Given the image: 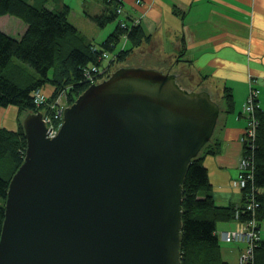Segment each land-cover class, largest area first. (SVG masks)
I'll list each match as a JSON object with an SVG mask.
<instances>
[{
    "label": "water",
    "instance_id": "95a60500",
    "mask_svg": "<svg viewBox=\"0 0 264 264\" xmlns=\"http://www.w3.org/2000/svg\"><path fill=\"white\" fill-rule=\"evenodd\" d=\"M219 114L210 91L130 59L64 109L56 135L28 112L0 264H182L184 182Z\"/></svg>",
    "mask_w": 264,
    "mask_h": 264
},
{
    "label": "trees",
    "instance_id": "16d2710c",
    "mask_svg": "<svg viewBox=\"0 0 264 264\" xmlns=\"http://www.w3.org/2000/svg\"><path fill=\"white\" fill-rule=\"evenodd\" d=\"M98 1L103 5L102 9L89 14L96 24L105 27L118 20L114 29L101 42L91 41L79 27L69 21L68 4L56 9L32 0H0V16L14 15L26 24L19 38L0 28V109L15 105L28 108L29 112L42 111L44 107L35 101V92L50 84L55 87L52 95L54 98L61 91L59 85L62 81H58L59 77L71 83L72 91L77 93L76 98L90 84L89 75L102 69L105 58H111L123 36L129 38L132 47L146 39L142 26L132 25L133 20L124 17L123 12L119 11L124 4L123 0ZM120 50L123 53L128 48H118L117 51ZM121 53L118 58H121ZM53 69L55 77L50 74ZM97 77L100 75L97 74ZM233 107L234 99L228 95V111ZM255 115V135L245 140L243 154V157L249 159L252 171V177L243 192H252L254 189L255 201L258 203L255 213L244 210L245 195L239 207H222L215 203L208 169L203 156L199 154L190 163L184 182L182 264H230L222 255L216 232L217 221L236 217L237 212H240V220H249L255 216L259 227L264 218V112L258 105ZM26 147L24 128L18 132L0 128V163H11L14 166L8 174L0 169V236L9 181L23 162ZM240 264H264V240L260 239L254 245L253 259Z\"/></svg>",
    "mask_w": 264,
    "mask_h": 264
},
{
    "label": "crops",
    "instance_id": "0c3cea01",
    "mask_svg": "<svg viewBox=\"0 0 264 264\" xmlns=\"http://www.w3.org/2000/svg\"><path fill=\"white\" fill-rule=\"evenodd\" d=\"M122 15L139 18L146 39L141 52L178 81L197 78L194 90L210 91L220 114L210 141L200 152L218 206H241L244 192L234 181L241 170L248 118L244 111L252 88L259 89L264 112V0H123ZM98 3L99 12L103 5ZM113 30V29H112ZM187 64L189 77L180 66ZM192 89V88H191ZM234 99L228 111L227 96ZM10 107V106H8ZM216 224L222 255L240 264L245 242H227L222 234L242 225L238 217ZM264 240V218L259 226Z\"/></svg>",
    "mask_w": 264,
    "mask_h": 264
},
{
    "label": "rangeland",
    "instance_id": "374dc122",
    "mask_svg": "<svg viewBox=\"0 0 264 264\" xmlns=\"http://www.w3.org/2000/svg\"><path fill=\"white\" fill-rule=\"evenodd\" d=\"M33 2L37 4H45L48 5L52 8H60L63 7L65 4H68L70 7V13L68 15L69 21L74 23L79 29L86 34L88 38L91 39V41L94 42H101L103 41L107 35L114 29L116 26L117 21L109 23L105 27H101L98 24H96L91 18L89 14L96 13L98 11V0H32ZM123 20H126L125 18H121ZM137 22V25H140L141 20L139 18H134L132 21V25ZM0 28L5 30L6 32L12 34L13 36L19 38L25 31L26 29V24L17 16L14 15H2L0 16ZM89 39V40H90ZM129 38L127 36H123L121 38V42H119V45L115 47V50L111 54V58L107 59L105 58L106 62L104 66L102 67L101 70H105L108 68L106 73L111 74L114 70H116L121 63L122 59H130V60H139V61H148V62H153L152 58H150L148 55H145L144 53L141 52L143 49V42L141 44H138L137 46H133L129 42ZM132 47V48H130ZM119 49H124L128 48V50L123 53H121V50L119 51L121 53V58H118L119 52L117 51ZM105 56V55H104ZM181 70H185L186 76L189 77L190 71L188 72L187 70L189 69V66L187 64H182L180 66ZM175 73L176 72H172ZM52 77H55L54 69L50 72ZM192 78H189L190 82H183L181 81V84L184 86L188 87L189 89H193L194 86L199 87V84L197 82V78L193 77V74L190 75ZM58 81H62L61 84L59 85L60 88V93H58L57 96L54 98L52 95H54V90L55 87L48 84L46 87L43 89L37 90L35 93H37L40 96L43 97V102H39L38 105L42 106L43 105V110L49 115L50 120L53 124L57 125V120H56V114L57 111L62 109L63 106H69L71 105L76 98V92L72 91V87H70L71 83H66L64 78L59 77ZM180 83V82H179ZM193 84L194 86H191ZM58 85V84H57ZM67 86V87H66ZM69 86V87H68ZM75 99L73 102H71V99ZM10 107H5L0 109V128L2 129H7L11 131H22L23 127V119L25 115L29 112L28 108H21L15 105H9ZM244 111L247 114L248 118V125L247 128L249 127V122L251 120L250 113L247 112L244 106ZM255 114V113H254ZM13 164L11 163H0V169L3 170L7 174L12 172L13 170ZM236 186H239L238 184ZM221 220L217 221V224Z\"/></svg>",
    "mask_w": 264,
    "mask_h": 264
},
{
    "label": "built area",
    "instance_id": "2783aa9c",
    "mask_svg": "<svg viewBox=\"0 0 264 264\" xmlns=\"http://www.w3.org/2000/svg\"><path fill=\"white\" fill-rule=\"evenodd\" d=\"M119 11L122 12V9L120 8ZM134 25H137V22H135ZM93 69L94 71H96V68ZM97 74H99L100 77H97ZM108 75L109 74L99 69L94 75H89V79H90L89 82L90 84L94 82H99L102 79L108 77ZM258 93H259V89L252 88L248 94L247 101L245 103V109L247 110L248 113H250L251 116L249 127L247 128V137L245 138V140L255 135L257 118L254 113H255V108L258 105V101H257ZM43 97H44L43 95L40 96L37 93H35V101L37 102V104L39 102H43ZM65 108L66 106H63L62 109L57 111L56 114L57 125L53 124L50 120L49 115H47V113L44 110H42L44 120L46 125L48 126V129H50L51 127L50 130L51 137L57 134L63 123V113ZM251 177H252V171L250 169V161L246 157H243L241 160L240 173L238 177L235 179L234 183L235 185L238 184L239 187L243 189L247 185V182L249 181V179H251ZM253 190L254 189H252V192L244 191V195L246 198L244 204V210L252 211L253 213H255L258 203L255 201L256 199ZM239 214L240 212H237L236 217L239 218ZM242 225L243 226H240V228L236 230L224 231L222 236L224 240L227 242H233V241L245 242V246L240 255V260L241 263H248L250 262V260L253 259L254 245L261 239V235H260V229L258 227V221L255 218V216L249 220H242Z\"/></svg>",
    "mask_w": 264,
    "mask_h": 264
},
{
    "label": "flooded vegetation",
    "instance_id": "af4514ba",
    "mask_svg": "<svg viewBox=\"0 0 264 264\" xmlns=\"http://www.w3.org/2000/svg\"><path fill=\"white\" fill-rule=\"evenodd\" d=\"M108 74V73H107Z\"/></svg>",
    "mask_w": 264,
    "mask_h": 264
}]
</instances>
